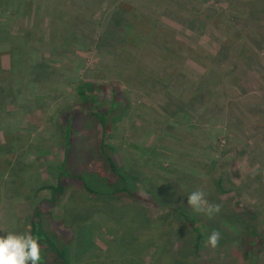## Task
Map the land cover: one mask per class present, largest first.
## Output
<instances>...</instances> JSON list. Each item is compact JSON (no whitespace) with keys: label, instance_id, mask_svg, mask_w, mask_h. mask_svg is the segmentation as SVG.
<instances>
[{"label":"rangeland","instance_id":"1","mask_svg":"<svg viewBox=\"0 0 264 264\" xmlns=\"http://www.w3.org/2000/svg\"><path fill=\"white\" fill-rule=\"evenodd\" d=\"M82 81L126 98L105 139L154 205L70 185L52 209L70 264H264V244L245 256L242 241L250 224L264 235V0H0V235L27 231L55 181L60 113ZM197 189L218 214L192 210ZM181 213L205 220L197 251Z\"/></svg>","mask_w":264,"mask_h":264},{"label":"trees","instance_id":"2","mask_svg":"<svg viewBox=\"0 0 264 264\" xmlns=\"http://www.w3.org/2000/svg\"><path fill=\"white\" fill-rule=\"evenodd\" d=\"M76 94L77 105L60 113L61 156L59 163L52 167L55 181L40 187L47 189L48 194L37 199L29 215L27 231L38 237L42 257L40 264H70L72 232L68 227H62V221L54 217L52 211L70 185L92 195L126 197L154 205L148 194L129 186L113 146L105 139L119 117V102L126 99L117 83L82 81L76 85ZM98 100L109 103L99 106ZM88 178L102 183L104 190L94 189ZM213 184L218 194L226 199L233 198L234 208L239 215L249 216L251 210L240 198L224 189L220 177L214 178ZM174 210L177 212L179 209L175 207ZM181 216L182 223L194 235V250L197 251L203 231L196 226V222L205 226V220L192 218L186 213H181ZM242 241L246 256L255 247L261 249L264 235L250 224L244 231Z\"/></svg>","mask_w":264,"mask_h":264},{"label":"clouds","instance_id":"3","mask_svg":"<svg viewBox=\"0 0 264 264\" xmlns=\"http://www.w3.org/2000/svg\"><path fill=\"white\" fill-rule=\"evenodd\" d=\"M187 204L193 211L208 218H212L221 210V205L208 202L206 193L202 189L190 192L187 195ZM4 233L0 235V264H40L42 257L38 237L30 231ZM219 240L220 233L213 231L207 237L206 244L215 248Z\"/></svg>","mask_w":264,"mask_h":264}]
</instances>
